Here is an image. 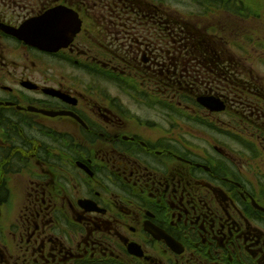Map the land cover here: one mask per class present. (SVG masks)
<instances>
[{"label": "flooded vegetation", "instance_id": "1", "mask_svg": "<svg viewBox=\"0 0 264 264\" xmlns=\"http://www.w3.org/2000/svg\"><path fill=\"white\" fill-rule=\"evenodd\" d=\"M170 1L0 0V264H264V38Z\"/></svg>", "mask_w": 264, "mask_h": 264}, {"label": "water", "instance_id": "2", "mask_svg": "<svg viewBox=\"0 0 264 264\" xmlns=\"http://www.w3.org/2000/svg\"><path fill=\"white\" fill-rule=\"evenodd\" d=\"M79 21L70 20V13L49 9L41 16L27 20L15 35L42 51L56 52L67 47L77 33Z\"/></svg>", "mask_w": 264, "mask_h": 264}, {"label": "rangeland", "instance_id": "3", "mask_svg": "<svg viewBox=\"0 0 264 264\" xmlns=\"http://www.w3.org/2000/svg\"><path fill=\"white\" fill-rule=\"evenodd\" d=\"M201 1L205 5L206 4L208 5L206 10H209V9L213 10L214 8H216L213 12H215V13L220 12L219 6L216 3V0H201ZM235 1L237 3H239L238 5L241 8L240 14H239L240 17L247 19L248 22L246 23L243 20L236 19V23H233V25H231L229 17L222 16L223 14H221V16L216 14L219 18V21L223 25L226 26V29H224L225 32H221L222 38L225 39L229 36H233L236 39V38H238V36H240L239 38L241 40V38H243L244 36H247V34L249 35L250 33H252V35H250V38H252V37L264 38V11H263L264 0H235ZM171 2H173V5H175L176 7H178L181 10L184 8L186 11H192V6L190 4H188L187 0H171L170 3ZM228 4L231 6L230 3H228ZM232 7H235V6L233 5ZM209 12H211V11H209ZM195 16L196 15L191 16V17L194 18ZM217 16H215V17H217ZM200 17L204 21H209V19H211L214 16H206V17L200 16ZM227 33L229 34V36ZM17 54L23 58V61L20 64L24 63V65L25 64L30 65V63L32 62V58L31 59H30V57L26 58L25 55L21 52H18ZM259 68L263 69L264 67L262 65H260ZM257 161L258 162L256 164V167H258L259 171H260L264 167V165H262V163H261V161H259V159ZM253 171H256V170L253 168L251 172H253Z\"/></svg>", "mask_w": 264, "mask_h": 264}, {"label": "trees", "instance_id": "4", "mask_svg": "<svg viewBox=\"0 0 264 264\" xmlns=\"http://www.w3.org/2000/svg\"><path fill=\"white\" fill-rule=\"evenodd\" d=\"M165 80L167 81V79L165 78ZM168 85H170V83H168Z\"/></svg>", "mask_w": 264, "mask_h": 264}]
</instances>
